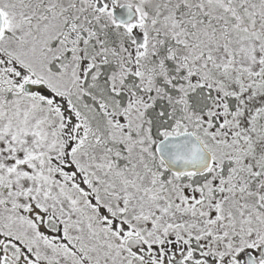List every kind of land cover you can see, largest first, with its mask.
<instances>
[{
  "label": "snow or ice",
  "instance_id": "6c2138e0",
  "mask_svg": "<svg viewBox=\"0 0 264 264\" xmlns=\"http://www.w3.org/2000/svg\"><path fill=\"white\" fill-rule=\"evenodd\" d=\"M0 264H264V0H0Z\"/></svg>",
  "mask_w": 264,
  "mask_h": 264
}]
</instances>
